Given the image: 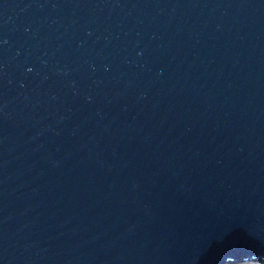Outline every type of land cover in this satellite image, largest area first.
<instances>
[{
    "label": "water",
    "instance_id": "95a60500",
    "mask_svg": "<svg viewBox=\"0 0 264 264\" xmlns=\"http://www.w3.org/2000/svg\"><path fill=\"white\" fill-rule=\"evenodd\" d=\"M264 264V0H0V264Z\"/></svg>",
    "mask_w": 264,
    "mask_h": 264
},
{
    "label": "clouds",
    "instance_id": "9594fccd",
    "mask_svg": "<svg viewBox=\"0 0 264 264\" xmlns=\"http://www.w3.org/2000/svg\"><path fill=\"white\" fill-rule=\"evenodd\" d=\"M245 263H249V264H250V263H254V262H251V261H250V262H244V263H240V264H245ZM230 264H231V263H230ZM233 264H239V263H233Z\"/></svg>",
    "mask_w": 264,
    "mask_h": 264
},
{
    "label": "trees",
    "instance_id": "16d2710c",
    "mask_svg": "<svg viewBox=\"0 0 264 264\" xmlns=\"http://www.w3.org/2000/svg\"><path fill=\"white\" fill-rule=\"evenodd\" d=\"M245 264H249V263H245ZM250 264H256V263H250Z\"/></svg>",
    "mask_w": 264,
    "mask_h": 264
}]
</instances>
